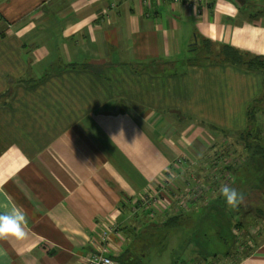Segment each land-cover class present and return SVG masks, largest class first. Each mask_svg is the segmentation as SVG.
<instances>
[{"label":"crops","instance_id":"crops-1","mask_svg":"<svg viewBox=\"0 0 264 264\" xmlns=\"http://www.w3.org/2000/svg\"><path fill=\"white\" fill-rule=\"evenodd\" d=\"M194 1L0 0V213L27 218L0 264H120L183 197L176 156L231 146L224 130L243 145L264 75L216 53L264 57V0ZM156 192L164 204L139 208ZM255 251L235 264H264V241Z\"/></svg>","mask_w":264,"mask_h":264},{"label":"rangeland","instance_id":"rangeland-1","mask_svg":"<svg viewBox=\"0 0 264 264\" xmlns=\"http://www.w3.org/2000/svg\"><path fill=\"white\" fill-rule=\"evenodd\" d=\"M206 124L212 126L210 122H195L196 126ZM228 126L231 124L228 123ZM223 132L231 146L226 144L224 148L215 138L211 139L209 146L206 145L202 149V153L196 146L184 149V153L175 157L173 163H178V159H186V163L189 162L188 166L193 175L200 179L197 181H200L201 185L195 187L204 188L190 200L183 195L185 187H182V190L178 189L183 197L178 200V205L172 202V210L168 215L165 212L166 215L162 216H166L164 218L166 219L173 215L180 205V210L185 209L183 213L191 215L188 224L183 223L181 227L174 228L170 235L168 233L162 237H159L162 232L158 228L156 234L151 237L152 241L148 243V247L143 249L147 255L144 254L136 264H172L173 260L175 264H182V260L187 264H235L239 256L253 254L260 242L264 241V217H261L264 215L259 216L255 207L248 204L246 197L235 208H230L223 199L216 200L220 196L219 189L222 184L232 186L235 180L241 185L244 184L243 174L241 176L239 170H242L249 160L244 145H238L237 136L235 138L231 131ZM235 143L239 150L234 147ZM223 149H227L229 153L223 154ZM228 163H230L228 167L233 165L235 168L232 169L235 173L233 178L228 175L226 167ZM188 181L189 179H185L183 183L187 185ZM190 187L193 188L194 185ZM238 223L240 225L236 228L235 224ZM138 240L137 242H140Z\"/></svg>","mask_w":264,"mask_h":264},{"label":"trees","instance_id":"trees-1","mask_svg":"<svg viewBox=\"0 0 264 264\" xmlns=\"http://www.w3.org/2000/svg\"><path fill=\"white\" fill-rule=\"evenodd\" d=\"M216 56L218 57L216 59L221 63L231 64L248 71H259L264 75L263 56L252 55L249 52L236 49L229 45L221 47L216 53ZM263 99L254 100V102L247 108L248 121L246 128L241 133V140L246 149L249 160L248 163H246V166H244L242 170H239L241 176L243 174L242 180L244 181V184L241 185L238 180H235L232 185V187L244 194V197L247 198L248 204L255 207L256 213L259 216L264 215V118L262 119L260 117V115H264ZM229 164L230 163H228L226 167L228 174L233 178L235 168H233V165L228 167ZM222 199L224 200L221 195L216 198V200ZM180 209L181 207H178L173 215L161 221L159 228L162 234L160 235L158 233L160 235L159 237H162L163 235L165 236L168 233L170 235L174 228L181 227L183 223L188 224L187 222H189L191 215L188 216L186 213H183V210L185 209ZM235 225L237 228L240 223ZM152 236L146 237L143 242L150 240ZM141 243L142 242H137L136 240L137 245L131 244L130 248L125 249L122 254L116 257V260L120 264H136L137 260H141V258L144 257V254L147 253L141 248ZM217 255L218 254H214V256Z\"/></svg>","mask_w":264,"mask_h":264},{"label":"built area","instance_id":"built-area-1","mask_svg":"<svg viewBox=\"0 0 264 264\" xmlns=\"http://www.w3.org/2000/svg\"><path fill=\"white\" fill-rule=\"evenodd\" d=\"M145 2H149V0H145ZM193 2L196 3V1H194V0H193ZM188 163L189 162L186 163V159H178V163L174 162L172 164V166L174 168V175H176V173L180 174V175L184 174L186 176L185 179H189L187 185H185V184L183 185V187H185L183 190V195H186L187 198H189L188 200H190V199L195 198L198 195L200 189H203L204 187H195L197 185H201L199 183L200 181H197L200 179H198L197 176L195 177L193 175V172L191 171L190 166H188ZM187 175H189V176H187ZM191 182L194 185L193 188L190 187L192 185ZM195 188H197V189H195ZM147 196H148V198H146V200H145V202H143V204L138 203L139 208H141L142 206H144L146 204H149L148 208H151V207L154 208L158 204H160V205L164 204V199H163V197H161L159 195V192H156L155 195H153V196H149V195H147ZM149 200H153V201H149ZM165 204L167 205L166 201H165ZM132 208L136 209L137 204L132 205ZM109 228H110V230L108 231ZM108 229L105 230V232H103V235L101 236V241L106 242V243H108V241H109L108 239H109L110 234L117 229V226L112 224L108 227ZM116 263L117 262L111 256L105 255L104 252L92 251L91 253H89L88 255H86L84 257V259L82 260V262L80 264H116Z\"/></svg>","mask_w":264,"mask_h":264},{"label":"clouds","instance_id":"clouds-1","mask_svg":"<svg viewBox=\"0 0 264 264\" xmlns=\"http://www.w3.org/2000/svg\"><path fill=\"white\" fill-rule=\"evenodd\" d=\"M219 192L230 208L237 207L244 200L242 192L227 184H222ZM26 223V214L18 207L12 206L10 211L0 213V239L24 238Z\"/></svg>","mask_w":264,"mask_h":264},{"label":"water","instance_id":"water-1","mask_svg":"<svg viewBox=\"0 0 264 264\" xmlns=\"http://www.w3.org/2000/svg\"><path fill=\"white\" fill-rule=\"evenodd\" d=\"M238 1V3H240V1L239 0H237Z\"/></svg>","mask_w":264,"mask_h":264}]
</instances>
